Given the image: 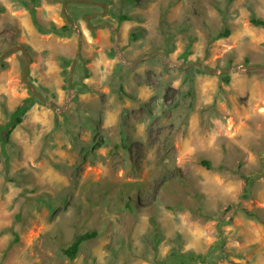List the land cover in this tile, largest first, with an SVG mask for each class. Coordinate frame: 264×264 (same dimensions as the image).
I'll use <instances>...</instances> for the list:
<instances>
[{
	"label": "rangeland",
	"instance_id": "1",
	"mask_svg": "<svg viewBox=\"0 0 264 264\" xmlns=\"http://www.w3.org/2000/svg\"><path fill=\"white\" fill-rule=\"evenodd\" d=\"M87 1L106 9L0 0V57L23 46L28 81L67 104L56 113L32 95L22 51L0 60V126L32 102L6 157L0 148V264H179L173 253L264 264V68L177 66L264 67V28L249 24L264 0ZM94 12L89 24L117 31L124 62L107 28H87ZM66 18L81 33L70 97L77 37L49 31ZM86 232L97 236L69 260L62 249Z\"/></svg>",
	"mask_w": 264,
	"mask_h": 264
},
{
	"label": "trees",
	"instance_id": "2",
	"mask_svg": "<svg viewBox=\"0 0 264 264\" xmlns=\"http://www.w3.org/2000/svg\"><path fill=\"white\" fill-rule=\"evenodd\" d=\"M28 6V5H26ZM87 6V5H85ZM29 7V6H28ZM91 7V6H90ZM31 8V7H29ZM97 13V12H94ZM93 13H89L86 15H90ZM119 21H128L129 18L127 16H120ZM37 26V30L39 31V33L41 34H45L47 32H51L54 33L56 35H61V33L63 32H70L71 28L68 25L67 21L64 27H62L61 29H57L55 26L51 25L49 31L44 30L40 25H38L37 23H35ZM249 24L253 27H259V28H264V19H256V18H251L249 20ZM229 35V31L226 30L222 33H219L216 35L215 40L216 39H220V38H225ZM134 37L131 36V39H133ZM64 64H68V60H64L63 61ZM1 66H4L2 63L0 64ZM65 71H64V75H65ZM32 105L31 100L25 99L23 100L17 107L16 109L10 114L8 121L0 126V148H1V153L4 157H6V146L9 144L10 142V135L11 132L14 130V128L16 126H18L19 124H21V122L23 121V118L25 116V114L27 113V111L29 110L30 106ZM200 164L202 166H204L207 169H210V163L207 161H200ZM261 165L264 168V161H261ZM245 179V177H243ZM254 180V177H247L246 179V192L248 193V190L252 184ZM244 195V199L248 198V194ZM126 206L128 209L131 210V206L126 203ZM229 211H231L230 207L228 208ZM248 216H252V217H256L255 213H247ZM97 233L96 232H86L84 234H80V235H75L72 242L64 249H62V253L65 257H67L69 260H74L76 258V256L78 255L81 246L96 238ZM18 242V236L14 235V241L13 243H17ZM172 257L176 260V262H178L179 264H196V263H207V255H194V254H187V255H183V254H177V253H173Z\"/></svg>",
	"mask_w": 264,
	"mask_h": 264
},
{
	"label": "water",
	"instance_id": "3",
	"mask_svg": "<svg viewBox=\"0 0 264 264\" xmlns=\"http://www.w3.org/2000/svg\"><path fill=\"white\" fill-rule=\"evenodd\" d=\"M70 1L77 2V3H90V4H93V5L102 6L103 8L106 9V6L104 4H98V3H94V2H89L87 0H70ZM98 16H100V14H90V15H87L84 18V21H85V23L87 25V28L90 31L107 28L112 33V36H113V43H114L115 53L119 57L121 62H124L123 57L118 52V43H117V40L115 38L116 34H117V31L115 29H113V27L111 25H109V24H102V25H99L97 27H93V26H91L89 24V19L94 18V17H98ZM66 21H67L68 25L70 26L71 30L75 33V35L77 37V42H78L77 53H76V56H75L74 60L72 61L70 75H69V78H68L67 91H68V97H70L71 96V75H72V71H73V68H74V64H75L76 60L78 59L79 54H80V50H81V33L78 31L76 26L72 24L70 19L66 18ZM14 50L22 51V53H23V55H24V57L26 59V66H25L24 73H23V82L27 85V87L30 90V92L32 93V95L35 96L41 103H43L45 106H47L52 111H54L56 113H63L67 104L65 105L64 108H58L53 103H51L47 99H45L37 91L35 86L28 81L27 77H28L29 67H30V64H31V59L29 58L27 50L23 46L17 45L15 47L11 48L9 51L4 53L2 57H0V60L4 59L11 51H14ZM163 57L166 58L167 55L165 53H163ZM145 58H151V57H144V58H142L140 60H143ZM165 64L167 66H171V64L169 62H165ZM177 66H178V68H191V67L198 68L202 72H204L206 74H209V75H216V74H222V73L223 74H228L230 72L246 71V70L255 69V68L256 69L264 68V67H245V66L243 67L242 66V67L228 68V69H223V68L209 69L207 66L203 65L201 62H190V63H187V64H180V65H177Z\"/></svg>",
	"mask_w": 264,
	"mask_h": 264
},
{
	"label": "flooded vegetation",
	"instance_id": "4",
	"mask_svg": "<svg viewBox=\"0 0 264 264\" xmlns=\"http://www.w3.org/2000/svg\"><path fill=\"white\" fill-rule=\"evenodd\" d=\"M93 14H99V13H93ZM102 14H100V16H101ZM100 16H98V17H100ZM98 17H94V18H91V19H89V21L90 20H94L95 18H98Z\"/></svg>",
	"mask_w": 264,
	"mask_h": 264
}]
</instances>
